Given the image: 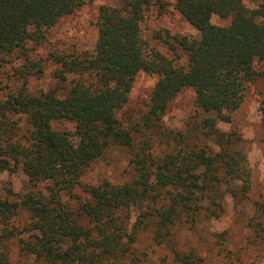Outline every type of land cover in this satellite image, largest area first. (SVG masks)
I'll return each mask as SVG.
<instances>
[{"label":"trees","instance_id":"obj_1","mask_svg":"<svg viewBox=\"0 0 264 264\" xmlns=\"http://www.w3.org/2000/svg\"><path fill=\"white\" fill-rule=\"evenodd\" d=\"M85 3L0 0V70L15 52L27 68L22 87L0 95V173L20 170L37 188L21 201L0 199V264H14L8 242L23 234L28 238H20L21 249L32 260L19 264H140L134 245L149 225L157 244H169L180 223L193 226L203 215L220 217L222 199H247L253 185L248 156L237 148L238 135L218 124L232 122L249 86L264 77V4L251 8L245 0H176L175 8L200 34L175 38L187 56L182 66L143 35L147 11L163 7L162 0L101 6L94 55L58 58L57 77L78 76L68 93L30 94L27 76L42 66L30 58L29 43L43 44L50 29ZM214 16L230 23L216 25ZM153 38L168 42L161 31ZM140 72L158 76L147 125L160 123L187 88L194 91L196 109L213 116L198 123L199 134L179 133L176 146L164 156L138 152L132 158V180L85 183L86 170L110 148L134 146L119 113ZM260 110L264 125V100ZM57 121L73 129H57ZM78 188L86 196L72 207L62 196ZM22 210L30 220L19 228L15 220ZM175 256L181 264L196 260L193 253L175 251Z\"/></svg>","mask_w":264,"mask_h":264},{"label":"rangeland","instance_id":"obj_2","mask_svg":"<svg viewBox=\"0 0 264 264\" xmlns=\"http://www.w3.org/2000/svg\"><path fill=\"white\" fill-rule=\"evenodd\" d=\"M124 1L86 0L81 8L63 18L47 32V39L43 44L30 42V58L41 64L42 70L40 72L36 68L27 76V91L33 95L54 92L60 97L65 96L78 76L70 73L66 79L57 77V71L61 67L58 58L69 55L80 59L91 58L99 35L96 22L100 7H121ZM162 1L163 7L154 5L147 11L142 26L143 35L176 65L182 66L186 64L187 56L175 38H195L200 34L175 8L176 0ZM245 1L251 8L264 4V0ZM212 21L219 26L230 23V19L218 16H214ZM155 31H161L168 42L154 39ZM25 62L21 53L15 52L8 64L0 70V89L3 88L0 90L1 96L10 91L16 92L22 87L23 72L27 70ZM257 68L261 69L262 66L257 64ZM157 82V75L146 72L138 74L129 101L119 113L121 123L133 134L134 146L110 148L86 170L83 178L85 183L110 181L124 184L132 180L136 174L132 158L138 152H152L156 157L164 156L176 146L175 138H179V133L185 134L188 131L199 134L198 123L213 116L196 109L194 91L187 88L173 101L160 123L147 125L145 118ZM263 100L264 77H259L249 86L246 101L233 114L232 122L218 124L220 130L238 135L237 148L245 151L248 156L253 174V185L248 198L234 199L227 196L222 199L224 211L220 217L208 218L203 215L193 226L180 223L176 236L169 244H157L154 241L153 226L149 225L140 232L138 242L134 245L141 259L140 264H181L176 259L175 251L185 255L194 254L196 260L185 264H264V125L260 110ZM22 125L25 134L28 126L24 121ZM54 126L57 129H73V125L65 121H57ZM40 189L47 192L45 185ZM31 190L37 188H32L22 171L0 173V199L21 201ZM85 196L82 189L78 188L65 192L62 198L74 207L80 197ZM136 217V212L131 211V219L135 221ZM29 220V212L22 210L15 225L23 228ZM260 222L263 224L256 226ZM20 238L27 239L28 236L23 234L8 242L10 259L14 264L32 260L23 253ZM225 252L229 257L224 256Z\"/></svg>","mask_w":264,"mask_h":264}]
</instances>
